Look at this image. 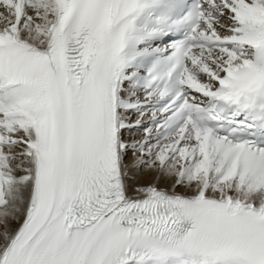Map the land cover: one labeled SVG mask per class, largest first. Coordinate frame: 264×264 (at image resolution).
I'll list each match as a JSON object with an SVG mask.
<instances>
[{"label":"snow or ice","instance_id":"1","mask_svg":"<svg viewBox=\"0 0 264 264\" xmlns=\"http://www.w3.org/2000/svg\"><path fill=\"white\" fill-rule=\"evenodd\" d=\"M0 264H264V0H0Z\"/></svg>","mask_w":264,"mask_h":264},{"label":"bare ground","instance_id":"2","mask_svg":"<svg viewBox=\"0 0 264 264\" xmlns=\"http://www.w3.org/2000/svg\"><path fill=\"white\" fill-rule=\"evenodd\" d=\"M152 180H153V174L144 173V174H142V176L137 177L133 181V183H150V182H152ZM169 183L170 182H168V181H161L159 186L160 187H167ZM178 190H182V189H178Z\"/></svg>","mask_w":264,"mask_h":264},{"label":"rangeland","instance_id":"3","mask_svg":"<svg viewBox=\"0 0 264 264\" xmlns=\"http://www.w3.org/2000/svg\"><path fill=\"white\" fill-rule=\"evenodd\" d=\"M140 176H142V175H140Z\"/></svg>","mask_w":264,"mask_h":264}]
</instances>
